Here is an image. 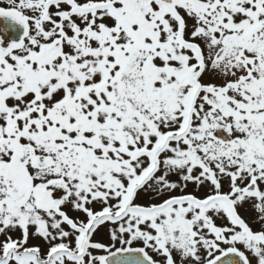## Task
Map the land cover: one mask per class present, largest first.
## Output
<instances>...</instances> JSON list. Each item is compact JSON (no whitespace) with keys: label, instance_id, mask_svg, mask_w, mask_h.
<instances>
[{"label":"snow or ice","instance_id":"6c2138e0","mask_svg":"<svg viewBox=\"0 0 264 264\" xmlns=\"http://www.w3.org/2000/svg\"><path fill=\"white\" fill-rule=\"evenodd\" d=\"M0 20V264H264V0Z\"/></svg>","mask_w":264,"mask_h":264},{"label":"water","instance_id":"95a60500","mask_svg":"<svg viewBox=\"0 0 264 264\" xmlns=\"http://www.w3.org/2000/svg\"><path fill=\"white\" fill-rule=\"evenodd\" d=\"M4 23V21L3 20H0V24H3Z\"/></svg>","mask_w":264,"mask_h":264},{"label":"rangeland","instance_id":"374dc122","mask_svg":"<svg viewBox=\"0 0 264 264\" xmlns=\"http://www.w3.org/2000/svg\"><path fill=\"white\" fill-rule=\"evenodd\" d=\"M189 190H191V188ZM104 238H106V237H104Z\"/></svg>","mask_w":264,"mask_h":264}]
</instances>
